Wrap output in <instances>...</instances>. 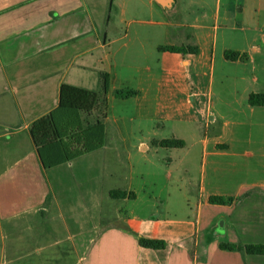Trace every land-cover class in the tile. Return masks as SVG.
Segmentation results:
<instances>
[{
	"label": "crops",
	"instance_id": "1",
	"mask_svg": "<svg viewBox=\"0 0 264 264\" xmlns=\"http://www.w3.org/2000/svg\"><path fill=\"white\" fill-rule=\"evenodd\" d=\"M225 51L245 59L228 61ZM101 73L109 77L105 143L83 157L105 151L112 117L116 157L121 147L142 180L107 191L128 194L109 196L123 206L114 228L92 212L87 177L76 181L72 162L44 169L28 132L57 106L61 84L97 90ZM116 90L138 95L117 99ZM251 94H264V0H0V264H212L211 253L215 264H264V256L219 249L264 244V107L249 106ZM164 139L183 147L151 144ZM195 152V224L157 217L164 201L145 179L163 165L151 156L165 164L167 184L185 173L176 188L186 190ZM211 196L233 201L212 205ZM141 237L165 248H142Z\"/></svg>",
	"mask_w": 264,
	"mask_h": 264
},
{
	"label": "trees",
	"instance_id": "2",
	"mask_svg": "<svg viewBox=\"0 0 264 264\" xmlns=\"http://www.w3.org/2000/svg\"><path fill=\"white\" fill-rule=\"evenodd\" d=\"M160 52L176 54H197L198 49L191 46H159ZM228 61L244 60L245 56L237 52L225 51ZM109 77L101 73L97 90H87L68 84H61L57 106L30 124L29 135L36 150L39 163L44 169H52L73 162L85 155L100 150L105 143L104 120L107 113V93ZM135 90H116L117 99L136 97ZM251 107H264V94H251L248 97ZM153 146L165 149H178L183 142L178 139L152 141ZM128 194L122 190H112V199H124ZM130 197V195H129ZM230 197L211 196L212 205H229ZM139 245L150 250H162L165 242L157 239L139 238ZM219 249L228 252H242L250 256H264V244L220 243Z\"/></svg>",
	"mask_w": 264,
	"mask_h": 264
},
{
	"label": "rangeland",
	"instance_id": "3",
	"mask_svg": "<svg viewBox=\"0 0 264 264\" xmlns=\"http://www.w3.org/2000/svg\"><path fill=\"white\" fill-rule=\"evenodd\" d=\"M208 3H212L213 0H206ZM225 0H223L224 2ZM112 12V16H113ZM156 21V18H153ZM213 86H215V78L213 79ZM90 89L96 90V86L91 87ZM106 132H107V147L103 153H94L89 155L88 157L79 158L72 162L73 164V177L76 181L85 180L87 182L92 183L91 187V206L92 212L95 213H106L109 218H113L110 223L111 226L109 228H114L116 225L120 226L121 224L118 222L116 223L115 217V208L123 207L121 203L114 201L109 198L107 195V191L110 189H117L124 187L131 181V178L134 179V182H142L140 179H136V176L130 173V167L132 162L128 161L125 153H122L123 150L120 147L118 152L121 153V157H116V145H119V141H116L117 133L115 130L114 119L112 117L109 118V123L106 125ZM152 163L155 167L156 163L163 165L162 168L153 169L151 176L146 177V181H151L155 184V188H152L153 193L159 194L163 199L160 202L157 201V213L166 220L172 221H182L188 219L192 222L194 221L195 224V205L193 203L196 202L195 192H196V185L200 175V162L201 157L199 153L195 152L194 154L188 157L189 165H188V177L191 179L190 181L193 183L192 186H189L186 190H178L176 188L177 182L179 179L186 178L187 175L179 170L173 172V177L170 180V183L167 184L165 181V169L166 166L162 161H159V158L156 156H151L150 158ZM100 164L104 166L100 169ZM99 165V166H98ZM150 166V165H149ZM92 167L90 173H86V168ZM84 172V173H83ZM50 180H53L51 174L48 175ZM180 177V178H177ZM72 180V177H70ZM163 185H166V189H161ZM148 190V189H146ZM187 194L188 198L190 199L192 205L189 207L186 206V202L184 201L183 194ZM76 194V190L74 191V195ZM75 201L78 200L75 197ZM78 202L76 201L75 204ZM161 203V204H160ZM125 209V207H124ZM174 228H179V225H173ZM181 228V227H180ZM187 230L194 229V226H185ZM201 238H204V235H200ZM2 238H0L1 240ZM204 239H209V237H205ZM158 251V250H157ZM204 253H198L197 256L201 259ZM212 257V264H215V253H211ZM201 260H199V263Z\"/></svg>",
	"mask_w": 264,
	"mask_h": 264
}]
</instances>
